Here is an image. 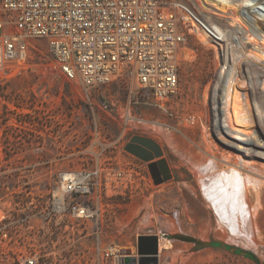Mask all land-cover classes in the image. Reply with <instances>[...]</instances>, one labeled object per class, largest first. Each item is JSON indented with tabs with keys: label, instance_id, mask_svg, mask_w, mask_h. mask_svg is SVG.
<instances>
[{
	"label": "rangeland",
	"instance_id": "rangeland-1",
	"mask_svg": "<svg viewBox=\"0 0 264 264\" xmlns=\"http://www.w3.org/2000/svg\"><path fill=\"white\" fill-rule=\"evenodd\" d=\"M182 1L192 7L196 25L198 16L207 20V15L208 26L213 21L230 29V45L236 41L235 32L242 30L243 40L249 39L244 48L241 42L236 46L242 52L238 57L247 58L243 68L251 67L252 57L264 62L263 19L258 17L259 23L252 22L242 2ZM250 23L258 29H251L248 38L244 27ZM203 29L198 27L197 33L188 36L191 55L180 64L179 90L167 113L154 105L130 102L131 114L166 122L154 129L143 121L129 127V120L123 119L127 111L123 93L122 107L110 104L105 110L100 108L101 93H91L94 97L90 103L79 81L67 79L59 70L44 39L32 38V46L0 71V186L8 184L11 188L27 180L45 188L67 165V160L57 157L76 158L96 129L118 137L120 148L133 135H145L161 145L172 177L160 183L153 180L143 193L128 198L117 218L94 236L95 243L114 241L137 249L139 234L156 233L157 264H264V164L259 158L243 154L245 139L253 142L264 134V105L259 96L264 95V74L257 75L259 62L254 80L247 77L241 64L231 74L230 61L222 54L219 42ZM211 81L220 85L216 93L210 90L207 97L205 91ZM113 92L110 89L103 93L106 101L115 95ZM215 96L219 102L214 110ZM257 100L259 106L253 103ZM220 109L223 125L215 117ZM194 111L200 114L202 123L198 120L191 125L185 121V115ZM230 167L240 169L245 177L254 175L260 180L255 187H248L251 245L233 240L221 228L201 188V176ZM170 219L175 221L177 232L167 228ZM125 263L138 264V252L128 255Z\"/></svg>",
	"mask_w": 264,
	"mask_h": 264
},
{
	"label": "built area",
	"instance_id": "built-area-1",
	"mask_svg": "<svg viewBox=\"0 0 264 264\" xmlns=\"http://www.w3.org/2000/svg\"><path fill=\"white\" fill-rule=\"evenodd\" d=\"M197 25L182 0H0V71L32 46V38L44 39L59 70L79 81L90 103L101 93L100 108L122 107L123 93L129 127L143 121L154 129L166 122L131 114L130 102L167 113ZM209 83L207 97L220 85ZM110 89L115 95L106 101ZM184 119L202 123L195 111ZM117 144L118 137L96 129L76 158L57 157L67 165L45 188L27 180L11 188L1 183L0 264H126L137 253L132 245L94 241L128 198L153 185L147 162Z\"/></svg>",
	"mask_w": 264,
	"mask_h": 264
},
{
	"label": "bare ground",
	"instance_id": "bare-ground-1",
	"mask_svg": "<svg viewBox=\"0 0 264 264\" xmlns=\"http://www.w3.org/2000/svg\"><path fill=\"white\" fill-rule=\"evenodd\" d=\"M214 1L227 4L233 0H214ZM236 1L242 2L245 8L249 10V13L247 12V14H249V16L252 17V18L250 17L252 22H254L255 24L256 22L259 23L258 17H261L263 19L262 22H264V2L262 3L258 0H236ZM205 18H207V20L199 16V20L202 23V25L205 27V29H207V31L212 35V37L219 42L221 46L222 54L225 56V58L229 59L230 61L229 71L232 74V72L236 69V66H238V64H241V66L246 64V59H247L246 57H238L242 55V52L240 48H236V46L241 42L240 44H242V47L244 48V43L247 42L249 39L247 41H244L242 38V34H243L242 30H237V33L235 32L237 37L236 41L234 44L230 45L227 39L228 29L224 26L222 27L218 26L217 23L216 25L213 21H210L211 26H208L209 17L206 15ZM205 21H207V23ZM244 28L247 30V37L249 38L250 37L248 36L249 31H251V29H255L256 27H254V25L252 26L250 23L249 25H246ZM242 59L245 60L243 61ZM262 59L264 58H261V60ZM257 61L259 62L260 60ZM250 62H251V67L243 68L242 66V68H243V72L247 71L246 72L247 77L249 79L254 80L255 78H257L255 73L258 71H256L257 69L255 70V68L258 62L254 61L253 57L250 59ZM258 64H259L258 68L260 69V73L258 72L257 75L262 76V74H264V62L261 63L259 62ZM256 82L258 83L257 79ZM259 96H261V102L263 101V103L260 104L264 105V95L261 94ZM213 102L215 103L219 102L216 96L214 97ZM259 102L260 101L257 100L256 102L254 101L253 103H255L256 106H259ZM215 117L217 118V122L219 123V125L220 124L223 125V116L221 110L217 112V115H215ZM216 118H214V121L216 120ZM243 147H244L243 154L248 155L251 159L259 158L261 160V163L264 164V134L262 138H259L258 140H255L253 142L250 141V139L248 138L245 139L243 143ZM242 168L246 169L245 166H243ZM259 181L260 180L254 175L253 176L247 175V177H245V175H243V172L235 167H230L227 170L222 169L221 171L214 170L213 174L211 175L201 176V188L203 191V195L205 199L208 201L210 207H212L216 215L218 224L221 226L223 230H225L228 233V235L231 236L233 240L241 241L245 245H251V240H249L250 238L248 239L249 237L248 226L250 224L248 225V221H247L250 215L248 210V207L250 206L248 204V197H249L248 187L250 185H253L255 187ZM167 228L170 231H176V232L178 231L177 225L174 220H171L168 223Z\"/></svg>",
	"mask_w": 264,
	"mask_h": 264
},
{
	"label": "water",
	"instance_id": "water-1",
	"mask_svg": "<svg viewBox=\"0 0 264 264\" xmlns=\"http://www.w3.org/2000/svg\"><path fill=\"white\" fill-rule=\"evenodd\" d=\"M124 148L147 162L149 173L155 183H160L172 177L168 161L163 155V149L153 138L135 134L125 143ZM158 246V234H139L137 236L138 264H157Z\"/></svg>",
	"mask_w": 264,
	"mask_h": 264
}]
</instances>
